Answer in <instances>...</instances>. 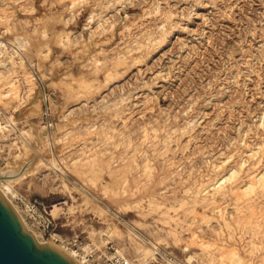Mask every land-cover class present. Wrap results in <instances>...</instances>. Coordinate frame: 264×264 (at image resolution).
I'll use <instances>...</instances> for the list:
<instances>
[{"label":"rangeland","instance_id":"374dc122","mask_svg":"<svg viewBox=\"0 0 264 264\" xmlns=\"http://www.w3.org/2000/svg\"><path fill=\"white\" fill-rule=\"evenodd\" d=\"M0 42V188L39 240L264 264V0H0Z\"/></svg>","mask_w":264,"mask_h":264},{"label":"water","instance_id":"95a60500","mask_svg":"<svg viewBox=\"0 0 264 264\" xmlns=\"http://www.w3.org/2000/svg\"><path fill=\"white\" fill-rule=\"evenodd\" d=\"M0 264L79 263L49 243L39 241L0 192Z\"/></svg>","mask_w":264,"mask_h":264},{"label":"built area","instance_id":"2783aa9c","mask_svg":"<svg viewBox=\"0 0 264 264\" xmlns=\"http://www.w3.org/2000/svg\"><path fill=\"white\" fill-rule=\"evenodd\" d=\"M38 207L39 202L37 200L29 205L30 216L43 233L52 235L53 219L48 213H43ZM77 241V237H74L72 240L67 241L66 244H74L78 250L82 247ZM140 241L150 245L151 254L149 256L127 254L120 247L111 243L104 247H88V249H83L78 256L82 264H186L171 251L162 249L145 238H141Z\"/></svg>","mask_w":264,"mask_h":264},{"label":"bare ground","instance_id":"6f19581e","mask_svg":"<svg viewBox=\"0 0 264 264\" xmlns=\"http://www.w3.org/2000/svg\"><path fill=\"white\" fill-rule=\"evenodd\" d=\"M1 43V42H0ZM21 59V57H20ZM14 83V82H13ZM1 126V124H0ZM54 164V163H53ZM56 166V165H54ZM21 173V172H20ZM6 175L4 174H0V182H4V180L7 178L5 177ZM14 178V177H13ZM215 178V177H214ZM9 179V178H8ZM0 191L1 193H3L2 195L5 197L6 193H5V190H2L0 188ZM9 200V199H8ZM11 202V201H10ZM54 204H58V203H53ZM12 206L14 207L15 211L17 212V214L19 215L20 219L24 222L23 224L26 225V221L24 220V216L20 213V210L18 209V207H16V205H14V203L12 204ZM53 207V206H52ZM115 214V213H114ZM117 215V214H116ZM130 221V220H129ZM24 225V226H25ZM33 231V230H32ZM33 233L36 235L37 237V233L35 231H33ZM140 235V234H139ZM38 238V237H37ZM39 240V239H38ZM39 241H43V242H46V243H49L50 245L56 247L57 244H55L54 242L50 241V240H39ZM84 246H87V245H83ZM56 248H58L59 250H61L62 252L66 253L68 256H70L71 258H73L74 260H76L79 264H82L81 260H80V257L78 256V254L80 253L75 247L73 248H67L65 246H62V245H59L57 246Z\"/></svg>","mask_w":264,"mask_h":264}]
</instances>
